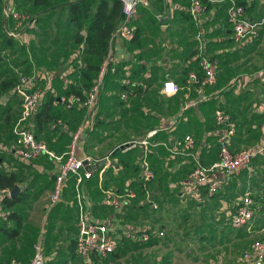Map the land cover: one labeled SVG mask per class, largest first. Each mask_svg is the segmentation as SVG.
<instances>
[{
  "label": "crops",
  "instance_id": "0c3cea01",
  "mask_svg": "<svg viewBox=\"0 0 264 264\" xmlns=\"http://www.w3.org/2000/svg\"><path fill=\"white\" fill-rule=\"evenodd\" d=\"M224 1L226 0H218L212 4L215 5ZM260 2H258L260 7L256 4L250 11V17L254 16L253 13L256 12V9L263 8ZM215 15L216 8L212 6L208 9L205 16L206 22L203 23L202 26H198L190 19L194 27L198 29L196 37L193 38L196 39V41L198 40L199 43H204L205 49L206 44L211 41L221 42L226 46L224 49H216L213 56L219 55L224 51L237 50L232 41L229 44L225 42V39L230 38V29H227L226 32H224L226 27L220 29L223 20L222 22L213 21ZM224 16L225 12L223 14V17ZM170 25L172 24L167 20H157L156 23L145 21L139 24L135 23V30L139 29L138 37L135 42L128 45L123 40L112 39L110 44L112 57L114 58L112 64L117 67L120 63H126L123 68V77L118 79V77L114 75L115 77H108L106 79L97 97L95 110L92 109L87 111L85 108L78 107L70 111L63 109L62 114L64 117L58 129L53 131L50 126H47L39 135L44 141L55 148L57 153H61L65 150L72 132L77 127L82 126L83 135L80 141L82 140L81 145L84 150L86 148V151L81 152L82 146L79 141L80 148L78 153L80 155H92L91 153H94L92 156L98 157L107 154L123 142L142 139L150 131H156V133L150 137V144L146 148L139 146L126 152L119 150L115 153L113 152L110 163L101 175V181L97 178L98 189L100 191L104 188H119L117 186V180H108V178L109 176L117 179L121 178L122 176H119L121 173L125 175V178L121 179V182H123L120 185L123 187L130 183V185L134 187L138 183L141 158L146 155L149 166L154 172V177L147 183L146 190L140 191L137 198L132 200V204L135 205L133 209H131V206H128L123 215H128L129 211L132 210L133 216L140 218L138 221H133V226H135L136 223L143 224L144 222L147 226L139 225L135 227H144L145 229L151 230V232H157L159 230L165 232V228L163 224L156 223L157 225L153 226L148 224V211L153 209L149 201L156 203L158 208L159 204H162V202L169 203V199H171L172 203H177L179 207H182L184 210H187L190 204H192V201L196 204L195 207L198 209L202 207L204 201H212L214 207L209 203L208 205L210 207L212 206L213 209L217 206L214 210H221L224 216L229 219L230 210L232 209V204L236 197L235 194L237 192L240 193V188L248 190L250 188L261 194L264 189V154H259L251 160L249 169L245 172V174H252L246 178L247 180L245 179L247 184L243 182V185L241 184L242 186H239L231 177H227L223 173H215V177L220 180L222 185L221 190L215 197H213L214 195H208L206 188L202 189L200 198L197 197L196 193L185 188L186 177L194 161L198 160L206 164L216 157L218 126L214 122L213 112L216 108H219V105L226 107L228 114H230L236 125V133L233 137L231 146L233 150L244 147L254 148L264 142V71L256 74L257 79H260V81L257 80V83L253 84L252 82L254 80L248 75L235 74L229 76L227 70L229 67H232V64L236 61H227V64H224L222 67L220 66L216 76V83L210 86L207 85L208 87H201L200 85L193 84L190 89L184 88L186 84V80H184L186 77L185 71L196 65L198 66V55L204 52L208 54V52L204 48H199V52L198 46L195 47L193 44V38L188 39L189 42H192L189 46H186L184 42L181 45L174 44L171 46V41L175 43L173 37L177 34L166 33L167 29L169 30L171 27ZM147 26H151V28L155 27V30L157 29L158 32L156 31L153 35L142 33V29ZM214 30L219 31L217 37H220L208 38L207 33H212ZM263 31L264 24L259 30L258 41L254 44L257 46V49L263 44V41L260 39V35L262 34L263 36ZM25 36L28 35L25 34ZM204 36H206V38H204ZM246 49L247 48L244 50ZM140 65H142L140 72H138V74L134 73ZM191 71L194 70L189 69L188 73ZM70 72H72L71 65L67 64V67L60 73L63 77L64 88L73 80L69 76L71 74ZM132 75L139 76V78H133V81H131L133 83V91H128L127 99L121 100L118 95L120 88L117 83L130 82L128 78ZM37 76L41 77L44 81L41 85L45 86L47 89L51 88L52 91L55 92L53 90V85L56 82L57 76L54 73L50 71L47 75L44 73H37ZM166 80L174 81L179 87L176 94L167 96L161 92L162 84ZM242 81L247 83L243 84ZM36 83L38 82L36 81ZM135 86L141 87L139 92H137ZM10 96L16 100L12 91H10ZM104 98L107 99L106 101L109 99L118 100L120 104L130 100L133 106L132 113L136 115V117L133 118V124L138 127L139 130L137 131L140 132H136L131 138H125L123 141L107 146L102 153H96L98 149H103L106 146L108 143L106 142L107 140L112 139L108 137L107 134L115 130V127H108L105 131H102V126H104V122L106 121L99 115L100 113L98 110L102 109L100 104L103 102L102 100ZM3 101L5 103V99ZM124 104L126 105V103ZM208 107L209 109L207 111ZM18 110L19 117L20 106ZM69 112L71 115L77 113L79 117L75 116L72 118L71 115L65 116ZM16 121L10 129L12 134ZM112 121L115 123L117 122L116 118L112 119ZM202 128L205 129L203 136H201ZM94 132H99L100 134L92 138L95 141L91 144H86L89 140V134ZM187 135H191L194 138L195 145L193 149L183 153V140ZM8 140L9 136L2 144L7 143ZM2 144H0V149ZM0 151L3 154L7 153L18 163L32 166L31 170H36L37 173H48L50 176L52 175L51 180L53 181V176H55L57 170L56 162L43 156L24 161L16 158L9 151H4L2 149ZM4 162L5 161H2V164H5ZM119 165L122 167L121 169L117 168ZM4 167L6 168L5 171L19 172L21 177L24 178V172L16 170V168L10 170L7 169V166ZM106 178L108 182L103 186L102 184ZM229 187L230 189H228ZM72 192V187H70L68 191H64L63 200L61 202L66 207H64L65 209L70 207L69 202L73 195ZM147 195L150 198L149 200L147 199ZM229 198H231V200ZM93 199L98 203V206L95 208L96 214H102V212L107 214L108 211L112 210H108L104 206H99V202L103 199L102 191L100 197H95ZM72 210V215L76 219L74 208ZM1 256L0 252V257ZM29 261L30 257L19 260L20 264H27Z\"/></svg>",
  "mask_w": 264,
  "mask_h": 264
},
{
  "label": "rangeland",
  "instance_id": "374dc122",
  "mask_svg": "<svg viewBox=\"0 0 264 264\" xmlns=\"http://www.w3.org/2000/svg\"><path fill=\"white\" fill-rule=\"evenodd\" d=\"M7 1L2 0L0 5L5 7L8 3ZM175 2L181 5L187 3V0H176ZM224 2L227 3V1ZM223 3L215 4L216 15L213 21L222 22L223 14L227 8V4L224 6L222 5ZM166 4V0H153V15L157 10L163 11ZM256 4L260 7L259 3ZM258 10H262V8L256 9V11ZM23 11L24 16L21 18L19 26L17 27L11 21H8L6 31L15 32L13 29H16L21 33H27V42L22 39H16L18 41L16 46L5 48L2 51L0 82L2 80H16L20 74H28L30 72L32 74L41 72L47 75L50 71L54 72L55 75H59L67 67L69 62L68 55L75 51V46L72 44L69 32L65 30L63 23L64 12L56 10L52 12L53 15L50 14L49 16V13H43V9L36 11L30 5H26ZM28 19L34 21V27L27 32L25 30L29 29ZM144 21L156 23L151 14L141 11L140 15L135 18L134 24ZM169 23L172 25H170L171 27L169 30L167 29L166 33L177 34L173 37L175 43L171 41V46L174 44L181 45L183 42L186 43V46L192 44L188 39L195 38L198 29L194 27L186 16L175 12L174 18L169 20ZM142 30V33H147L148 35H153L157 31L155 27L151 28V26H147ZM218 35V30L207 33L208 38L217 37ZM194 38L193 44L195 47L198 46V51L200 52L199 48L203 49L204 43H199ZM260 39L263 44L258 49L254 45L244 51H239L240 58L227 70L229 76L235 74L248 75L254 80L253 84L257 83V80L260 81V79H257L256 74L264 71V31L263 36L262 34L260 35ZM205 47L206 49H204L210 55H213L216 49L226 48L221 42L216 41L208 42ZM63 89V82L56 80L53 90L58 93ZM120 92L121 90L119 94ZM106 100L105 98L102 100L103 102L100 104L102 109L98 110L99 115L106 121L104 126H102V131H105L108 127H115V130L107 134L112 139L107 140L106 146L103 149H98L96 153H102L107 146L123 141L125 138H131L139 130L133 124V118L136 115L132 113L133 106L130 100L122 104L118 100ZM9 105L12 107V117L10 124H6L4 109ZM18 108L19 104L10 96V91H3L0 88V144L4 143L8 138L10 129L18 117ZM208 109L209 107L207 111ZM70 115L71 113L69 112L65 116ZM75 116H77V113L71 115L72 118ZM114 118H116V123L112 121ZM204 131L205 129L202 128L201 136H203ZM98 134L100 133L89 134V140L86 144L89 145L95 141L92 138H95ZM81 143L82 140L80 145ZM83 151H86V148L84 150L82 146L81 152ZM91 154L93 155L94 153ZM0 158L5 161V164L1 163L0 165L1 170H5L4 166H7V169L16 168V170L24 172V178L18 187L23 192L28 193L27 198L14 207L17 212L22 214V226L19 235L14 240L0 242L2 255L0 264H9L12 259L22 260L32 256L33 245L37 239L36 232L40 231L44 218L43 205L52 190V175L37 173L36 170H31L32 166L18 163L7 153L3 154L1 151ZM249 174L243 172L231 178L234 182H237V185L242 186L243 182L247 184L245 179L252 175ZM249 190L254 201L255 196L259 195V193L250 188ZM229 199L231 200V198ZM208 203L214 207L212 201H204L202 207L198 209L192 201V204L188 207L190 209L184 210L177 203H172L171 199H169V203L162 202V204H159L157 209L152 207L153 209L148 211V224L152 226L157 225L156 223L163 224L165 228L163 236L159 238L156 244H142L145 241H133V239L123 237L118 250L119 257L110 255L106 258L97 259L93 264H232L234 257L239 255L253 240L264 239V204H260L261 202H255L254 217L248 227L239 230L230 226L228 218L224 216L221 210H214L217 206L213 209ZM57 210L56 214H62L63 208L60 207ZM60 210L61 212H59ZM6 211L8 212V210H4V212ZM54 213L55 211H52L49 215L47 214L44 220L49 233L45 244V254L49 258L46 264H85L77 253L75 254L74 252L71 256L67 249L70 240L76 235L74 231L75 218L73 215H69L70 217L68 216L65 220L58 218L55 221ZM68 214L73 213L70 211ZM124 218L125 222L131 225H133V221L140 220V218L133 216L132 210L129 211L128 215H124ZM1 221L4 220L0 219ZM53 222L54 224H52ZM139 225L147 226L144 222L143 224H135V226Z\"/></svg>",
  "mask_w": 264,
  "mask_h": 264
},
{
  "label": "built area",
  "instance_id": "2783aa9c",
  "mask_svg": "<svg viewBox=\"0 0 264 264\" xmlns=\"http://www.w3.org/2000/svg\"><path fill=\"white\" fill-rule=\"evenodd\" d=\"M122 2L123 20L113 32L109 40L107 53L100 65L99 71L94 79L93 85L88 92L85 93L83 100L79 96H61L59 102L66 109H71L74 105H80L87 111L92 110L96 104L99 88L103 83V78L107 71H114L112 51L110 48L112 39L130 40L134 37L136 26L135 18L139 14V8L143 7L152 10L150 0H120ZM169 1V0H168ZM218 0H189L186 8L192 21L198 26H202L206 22L207 3H215ZM229 4L226 8V22L230 26V38L235 48H243L253 45L258 39V33L264 24V15L260 18H252L247 15L246 7L236 2L228 0ZM170 2V1H169ZM173 12V6L166 8L162 13L156 12L155 17L159 21L165 20ZM3 16H12L16 20V26H19L21 18L24 16L5 6L3 8ZM16 28V27H15ZM224 29V27H223ZM8 32L12 37L18 38L19 31ZM82 48V45H80ZM80 65V61H78ZM198 67L202 72L199 77L196 72H189L185 81L184 88L190 89L191 85L197 84L202 86L213 84L216 81L219 63L217 59L209 56H201L198 60ZM34 77H27L20 74L19 80L13 91L20 102V114L13 128V138L5 144L1 145V149L9 151L16 158L29 161L36 157L43 156L57 163L56 174L52 182V190L44 204V218L37 239L33 245V253L27 264H46L47 256L45 254V217L50 214L55 206L63 200V194L70 178H74L73 195L69 205L75 207V250L85 263L90 264L93 258H106L115 252L123 237L133 239V241H148L152 237L163 236V230L151 232V230L135 227L125 222L124 212L132 204V200L137 198L138 192L128 183L123 189L114 188L101 189L103 199L99 202V206L107 208V214H96L95 208L98 206L92 195L85 186L93 177H97L101 181L102 173L110 163L113 152L128 150L143 146L146 148L150 142L149 139L156 131H150L144 138L138 140H129L119 144L116 148L102 156H92L89 154L80 155L79 141L83 135L82 126L77 127L71 134L66 149L57 153L51 149L46 141L38 139L28 127V119L39 106L43 91L36 85ZM243 84L247 82H243ZM171 85V90L169 89ZM179 87L172 80H166L162 84L161 92L164 95L171 96L176 94ZM123 100L127 99V93H120ZM213 119L218 126L217 132V157L216 159L203 164L196 160V164L189 172L185 188L196 193L200 197L202 187L207 189L208 195H213L221 190L222 185L219 179L215 177V173H223L227 177L238 176L249 169L251 160L259 155L264 154V142L254 148H239L233 150L232 140L236 133V125L230 114L216 108L213 112ZM62 124L61 119H57L50 124L51 129H55ZM195 142L191 135L185 136L183 140V153L194 148ZM118 169L122 167L117 166ZM154 177V172L149 166L146 155L141 158V169L138 176V187L146 190V185ZM4 194L10 196L9 190H0V216L3 214V206L1 200ZM149 200V196L147 195ZM153 208H157L156 203L149 201ZM254 201L250 190L246 189L243 193L238 194L232 204L230 210L229 223L233 229L239 230L248 227L254 217ZM232 264H264V239L253 240L239 255L234 257ZM9 264H20L19 260L12 259Z\"/></svg>",
  "mask_w": 264,
  "mask_h": 264
},
{
  "label": "trees",
  "instance_id": "16d2710c",
  "mask_svg": "<svg viewBox=\"0 0 264 264\" xmlns=\"http://www.w3.org/2000/svg\"><path fill=\"white\" fill-rule=\"evenodd\" d=\"M150 1L153 4V1L152 0H150ZM169 1H167L168 5L166 4V7L164 10H166V8H168L170 6H173V12L171 13V15L169 17L165 18V21L166 20L169 21V20L173 19L175 12H178L179 14L186 16V18H188L189 20L191 19L188 12L186 11V8L189 5V0H187V3L181 4V5L177 4L175 2L176 0L175 1L169 0ZM226 1H227V3L222 2L223 3L222 5L225 6V4H227L226 5V7H227L229 4V1L228 0H226ZM260 1L261 0H236V2L242 4L243 6L246 7V11H247L248 16L250 15V11L255 7L256 3L260 2ZM1 2H2V0H0V3ZM7 2L8 3L6 4V6H8L9 9L14 10L18 13H22V14H24L23 8L26 5H30L31 8L35 9L36 11L38 9H43V13L47 12V13H49V16H50V14L53 15L52 12L53 11L55 12L56 10L64 12L65 15H64L63 23L65 26V30H67V32H69V38L71 39L72 44H74V46H75V51L71 55H68V57H67L68 61H69L68 65H71V68H72V72H70L71 74L69 76L73 80H71V82L62 91L57 93V92H53L51 88H49V89L45 88V86L41 85V84H43L42 82H44V81L41 79V77L37 76V73L32 74L30 72L28 74H22V75H25L27 77L34 76L33 80L35 81V83H36V81L39 83V84L36 83V85H38V86L40 85L39 87L43 91L42 99H41L39 106L37 107L35 112L29 117V119L27 121L28 127L33 132L34 136L38 139H42L39 135L43 129L47 128V126L49 127L50 124L55 122L57 119H61V120L63 119V117H64L62 114L63 109L70 111V110L76 109L77 107L83 108L80 105H74L71 109H66L65 106L59 102V98L61 96L76 95V96H79L81 100H83L85 97V93L88 92L90 90V88L92 87L94 79L96 78V75L99 71L100 65H101V63H102V61H103V59L107 53L108 46H109V40L111 39L112 34L116 30L117 26L121 23V21L124 18V15L122 13V2L120 0H8ZM260 3L263 5L262 10H258L255 13H253L254 16L252 18L257 19V18H260L261 16L264 15V0H262ZM212 6H215V5L208 2L207 3V11ZM3 8H4V6L0 5V62L2 60V55H1L2 51L5 48L16 46L18 44V41L16 39H19V40L22 39L24 42H27V37L25 36V34H27V33L24 34V33L19 32L18 38L12 37L8 34V32L6 31L7 22L11 21L15 25L16 20L12 16L5 18L3 16ZM141 11L148 12L149 14H151L153 16V18L156 21L158 20V18L155 17V14L153 15L154 8L151 11V10H147L143 7H140L138 15H140ZM157 11L160 13L163 12V11H159V10H157ZM222 20H223V24L220 26V29H222L223 27H226V29L224 30V32H226V30L230 28V26L226 22V9H225V16L222 18ZM29 24H28L29 29L25 30L27 32L29 30H32V28L34 27V21L32 19H30ZM138 33H139V29L135 30L134 37L132 39H130V40L120 39V40H123L125 43L130 45L137 40ZM225 40H226L225 42L228 44L232 41L231 38L225 39ZM257 41L258 40L256 39L255 42L253 43V45L256 44ZM80 45H82V48H80ZM249 47L250 46L243 47V48H236L237 50H235V51H224L223 53H221L219 55H214V56L208 55L204 52V53H201L200 55H198V58H200L203 55L204 56L206 55V56H209V57L217 59V60L219 59L218 63H219V69H220V66L222 67V66H224V64H227V61L233 62V61L238 60L240 58L239 57V55H240L239 51H242L245 48L248 49ZM78 61H80V65L78 64ZM110 65H111V67H114V71L112 72V71H110V69L107 71V73L105 74V76L103 78V83L101 84V86L99 88L98 95H99L101 88L103 87V85H104V83L108 77L111 78V77L117 76L118 79H121L123 77V68H124V65H126V63H120V64H118L119 66H117V67L114 66L113 64H110ZM141 67H142V65H140V67H138L134 73L138 74V72H140ZM189 69H193L194 72H196L199 77H202V72L197 65L195 67H192ZM189 69H187L185 71L186 77L184 78V80L187 79V76H188L187 73H188ZM40 73L41 72H38V74H40ZM51 73H54V72H51ZM217 74H218V72H217ZM56 76H57L56 80L63 82V77L60 74L56 75ZM35 77H36V80H35ZM133 78H139V76H136V75L133 76L132 75V76H129V78H128L130 82H127V83L121 82V84L117 83V85L119 86V88L121 90L120 93H122V92L127 93L128 91H133V83L131 82V81H133ZM18 80H19V76L16 78V80H2L0 82V88L3 91H12V93L15 95L13 89H14L15 85L17 84ZM216 81H215V83H216ZM208 85L210 86L212 84H208ZM205 86H207V85H205ZM135 89L137 90V92H139L141 87L135 86ZM15 97H16V95H15ZM119 97H120V94H119ZM120 99H121V97H120ZM121 100H123V99H121ZM15 101L20 106V102L17 99V97H16ZM96 105H97V100H96V104L93 108L94 110L96 108ZM219 108L225 112L228 111L226 109V107L223 105H219ZM11 109H12V107L10 105L4 109V112L6 114V116H5L6 124H10L11 117H12ZM58 127L53 129V131H56L58 129ZM50 131H51V129H50ZM12 138H13V134H12V132H10L8 141H10ZM69 141H70V138H69ZM69 141H68V143H69ZM47 144L51 149H53L55 152H57V150H55V148H53L49 143H47ZM128 151H130V150H128ZM216 157H217V154H216ZM216 157L214 159H216ZM2 161H3L2 158H0V165H1ZM195 164H196V162L194 161L193 166L191 167L190 171L193 169ZM119 176H122V177L117 179L115 177L112 178L111 176H109V178H108V176H107V178H108V180H111V179L117 180L118 181L117 186L119 188H116V189L121 191L124 187V186L122 187L120 185L123 182V181L121 182V179L125 178V175L121 173ZM53 178H54V176H53ZM107 178L104 180V182L102 184L103 186L105 185L106 182H108ZM186 179H187V177H186ZM22 180H23V178L21 177V174L19 172L5 171V170L0 169V190L11 191L15 187L18 188V192L16 195L9 196V195L4 194V196L1 200V204L3 206V214L0 216V219L4 220V221L0 222V239H1L0 242H2V243L4 241L14 240L20 233V228L22 226V214L17 212V210H15L14 207L16 205L22 203L28 196L27 192H23V190H20V188L18 187V185L22 182ZM137 184H139V183H137ZM137 184L134 187L137 190V192L139 193L140 191H143V190H141ZM73 185H74V178H70L68 181L67 187L65 188L66 189L65 191H68V189L70 187H72V190H73ZM85 186L87 187L88 192L92 195L93 198L100 197L101 191L98 189L96 176L93 177L89 182H86ZM204 188L205 187L201 188L200 194H201L202 189H204ZM245 190H246L245 188H242V189H240V193H238V192L237 193L241 194ZM219 191H217L215 194H213L214 195L213 197H215V195L217 193H219ZM237 193L235 194V196L238 195ZM252 198H253V196H252ZM254 199H255L254 204H255V202H261L260 204H264V189L262 191V194L259 193V195H256ZM130 206H131V209H133V207L135 205L131 204ZM261 206L263 207V205H261ZM60 207L61 208L65 207L61 201L52 210L53 212L55 211V213H54L55 221L58 220V218L65 220L68 218L69 215L72 216V214H68V213L70 211H72V213H73V210H72L73 208L75 211L74 205H70V207L72 209L69 206H67L69 208L65 209L66 208L65 207L64 210L62 211V214H56L58 211L57 209ZM253 208H254V205H253ZM4 210H8V212L7 211L4 212ZM258 210H259V208H258ZM52 224H54V222ZM74 231L76 233V229ZM38 233H39V230L36 232V236H38ZM47 233L48 232H47V228H46L45 244L47 243L48 235H49V233L48 234ZM159 238L160 237H152L148 241H145L142 244L154 245L157 243ZM45 247H46V245H45ZM67 249H68V252L70 253L71 256L73 255L74 252L76 254L75 237L70 240V242L67 246ZM119 249L120 248H118L115 252L111 253L110 255L115 256V257H119V252H118ZM110 255H108V256H110ZM47 258H48V256H47ZM96 260H97L96 258H93L90 264H93ZM47 262H48V260H47ZM85 264H88V263H85Z\"/></svg>",
  "mask_w": 264,
  "mask_h": 264
},
{
  "label": "water",
  "instance_id": "95a60500",
  "mask_svg": "<svg viewBox=\"0 0 264 264\" xmlns=\"http://www.w3.org/2000/svg\"><path fill=\"white\" fill-rule=\"evenodd\" d=\"M17 192H18V188H17V187L13 188V189L10 191V196H14V195H16Z\"/></svg>",
  "mask_w": 264,
  "mask_h": 264
},
{
  "label": "snow or ice",
  "instance_id": "6c2138e0",
  "mask_svg": "<svg viewBox=\"0 0 264 264\" xmlns=\"http://www.w3.org/2000/svg\"><path fill=\"white\" fill-rule=\"evenodd\" d=\"M171 87H172V86H171V85H169V89H170V90H171Z\"/></svg>",
  "mask_w": 264,
  "mask_h": 264
}]
</instances>
